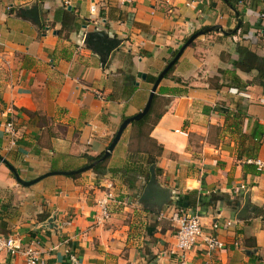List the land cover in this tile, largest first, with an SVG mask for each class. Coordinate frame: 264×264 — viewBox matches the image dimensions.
Instances as JSON below:
<instances>
[{
	"label": "crops",
	"instance_id": "0c3cea01",
	"mask_svg": "<svg viewBox=\"0 0 264 264\" xmlns=\"http://www.w3.org/2000/svg\"><path fill=\"white\" fill-rule=\"evenodd\" d=\"M33 4L39 27L18 13ZM63 14L72 24L58 34ZM214 25L183 50L151 100L159 118L148 137L161 148L155 181L168 190L167 204L148 210L137 202L146 170L135 189L108 172L137 150L127 126L99 176L89 169L22 187L0 161V235L23 250L32 244L37 264H67L65 251L76 264H264V90L252 81L256 70L237 67L241 49L264 67V0H0V158L24 181L88 165L85 156L101 154L119 123L144 106L151 84L136 73L156 77L192 33ZM94 30L119 41L103 68L83 43ZM255 125L258 145L249 138ZM108 185L127 204L110 206L96 224ZM189 200L205 230L218 224L221 251L170 253L174 217ZM0 264L24 257L0 252Z\"/></svg>",
	"mask_w": 264,
	"mask_h": 264
},
{
	"label": "water",
	"instance_id": "95a60500",
	"mask_svg": "<svg viewBox=\"0 0 264 264\" xmlns=\"http://www.w3.org/2000/svg\"><path fill=\"white\" fill-rule=\"evenodd\" d=\"M18 13L21 17L29 20L32 24L36 25L37 27L40 26L39 23V17H38V11H37V6L36 5H31V6H25L20 9H18ZM236 15V13H235ZM43 30L46 31V28L43 27ZM220 28L217 25L211 26V27H203L199 29L198 31L192 33L186 40L185 42L179 47V49L176 51L174 56L166 63V65L161 69V71L156 75L153 83L151 84V87L149 89L147 99L145 101L144 106L142 109L137 112L136 114L124 118L118 125L115 133L113 134L110 142L106 146L105 150L102 152V155L98 161H103L105 160L109 154L111 153L113 147L115 144L118 142L122 132L126 129L127 126H129L132 122H136L140 120L143 116L146 115L148 112L150 105H151V100L154 94V91L158 85V83L163 79V76L168 72V70L174 65V63L177 61L183 50L190 45V43L198 36L203 35L207 32L210 31H218ZM83 43L87 46V48L94 53L100 63V68H103L110 53L114 50L118 49L119 46V41L110 38L105 35V33L101 31H87L84 36H83ZM136 78L139 79L140 81L145 80V74L137 72L136 73ZM134 85H137V83L134 82ZM0 161L7 167V169L12 173L14 180L16 183L21 185L22 187H28L36 182L40 181L41 179L50 176V175H62V176H73L77 175L80 173H83L91 168L93 164H88L84 165L83 167H80L75 170L71 171H50L47 172L43 175H40L36 177L35 179L29 180V181H24L18 178L16 172L14 169L9 166L3 159L0 158ZM148 180L143 187L141 194L138 198V203L141 204L144 208L148 210H153V209H160L162 205L167 204L170 201V195L167 189H163L159 187L155 181V175H154V170L153 167L150 166L148 168ZM244 199L246 201V195L244 196ZM246 210V207H242L240 212L238 213L237 217L241 214H243Z\"/></svg>",
	"mask_w": 264,
	"mask_h": 264
},
{
	"label": "built area",
	"instance_id": "2783aa9c",
	"mask_svg": "<svg viewBox=\"0 0 264 264\" xmlns=\"http://www.w3.org/2000/svg\"><path fill=\"white\" fill-rule=\"evenodd\" d=\"M242 96L245 97V95ZM1 128L10 139L13 138L14 129L11 121L3 122ZM247 162L253 164L257 171L262 168V163L259 160H247ZM107 189L108 191L103 193L95 203L96 224H101L109 219L110 206H125L126 203L112 194L109 190V185ZM174 225L173 243L170 247V253L181 254L200 247L206 255H211L224 248V244L214 234V230L218 228V224L213 222L208 225V230H205L200 222L198 209L195 207L177 211L174 217ZM228 225L229 222L224 223V226ZM0 252L8 256H15L20 253L24 257V264H37L38 261V253L32 244L23 250L20 247L19 241L11 236L0 235ZM65 255L67 264H76L73 253L65 251Z\"/></svg>",
	"mask_w": 264,
	"mask_h": 264
},
{
	"label": "trees",
	"instance_id": "16d2710c",
	"mask_svg": "<svg viewBox=\"0 0 264 264\" xmlns=\"http://www.w3.org/2000/svg\"><path fill=\"white\" fill-rule=\"evenodd\" d=\"M60 13V12H58ZM71 18L66 14L62 15V21L60 25V29L58 30V34L65 31L67 33L68 28L70 27ZM74 25V24H73ZM240 52V49H238ZM243 53H245V58L237 64V67L245 72L249 70H256L257 75L252 80L253 83L259 85L264 90V67H259L257 64V58L255 55L245 49H241ZM241 53V52H240ZM131 57L126 55V65H127V73L132 72L131 70ZM173 66L168 70V72L163 76V78L168 77L172 70ZM130 77V78H129ZM155 77L147 75L145 78V82L152 84ZM129 80H133V76H125L124 81L129 82ZM252 81L250 83H252ZM131 82V81H130ZM159 115L154 113L152 107L150 106L148 112L145 116H143L140 120L136 122H132L129 126L131 129V136L132 140H135L137 144L136 151H128L126 154V160L122 168L120 169H113L108 170L111 174H119L123 178V183L126 185L128 189H135L136 186V177H140L143 174V171L146 170V177L144 176L145 181L148 178L147 169L149 166H154V174L158 176L160 173V169L156 166V158L161 153V148L155 144L153 140L148 137V133L153 125L156 123ZM261 137V128L257 125L253 127L252 132L249 135V138L253 140L256 145H258V140ZM144 142L146 148L143 149L142 143ZM256 147V146H255ZM102 153L95 156H85V164H93L90 168V171L93 172L95 175L99 176L104 174L106 171L104 167V161H98L101 157ZM252 158V157H251ZM51 170H54L53 168ZM254 173V169L250 170ZM143 176V175H142ZM72 176L71 178H73ZM213 199V198H212ZM196 204L194 200H189L184 204L179 205V208L186 209V208H194Z\"/></svg>",
	"mask_w": 264,
	"mask_h": 264
}]
</instances>
